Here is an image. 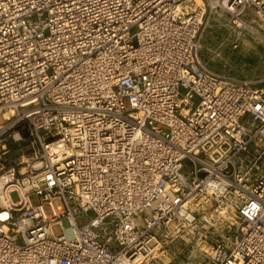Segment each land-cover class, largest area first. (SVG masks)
Listing matches in <instances>:
<instances>
[{
    "label": "built area",
    "instance_id": "obj_1",
    "mask_svg": "<svg viewBox=\"0 0 264 264\" xmlns=\"http://www.w3.org/2000/svg\"><path fill=\"white\" fill-rule=\"evenodd\" d=\"M246 5L264 14L0 0V264H165L168 243L200 245L225 215L246 230L200 264H264V79L199 52L211 9Z\"/></svg>",
    "mask_w": 264,
    "mask_h": 264
},
{
    "label": "rangeland",
    "instance_id": "obj_2",
    "mask_svg": "<svg viewBox=\"0 0 264 264\" xmlns=\"http://www.w3.org/2000/svg\"><path fill=\"white\" fill-rule=\"evenodd\" d=\"M219 15L223 18L218 17ZM253 16H255L254 12H247L242 15V18L248 21ZM261 24L264 25V22ZM230 25L231 19L220 11L206 18L202 29L201 57L207 60L214 70L229 76L246 79L264 77V31H260L258 26L253 24L252 28L256 33L250 35L244 31L242 35H238L229 28ZM246 36L252 42L251 47L243 45ZM254 37L257 39L263 37V40L254 41ZM234 45L237 46L236 49H233ZM10 199L16 203L19 196L13 192L10 194ZM236 219L240 218L234 215H225L214 228L210 229L200 245L191 243V240L168 243L164 250L162 262L165 264H200L202 258L199 249L205 250L219 243L227 246L232 244L227 240V236L234 228L233 223ZM52 233L54 236L62 234L61 228L54 226ZM67 237L73 238L71 231L67 232Z\"/></svg>",
    "mask_w": 264,
    "mask_h": 264
},
{
    "label": "bare ground",
    "instance_id": "obj_3",
    "mask_svg": "<svg viewBox=\"0 0 264 264\" xmlns=\"http://www.w3.org/2000/svg\"><path fill=\"white\" fill-rule=\"evenodd\" d=\"M195 1L198 4L201 3V0H195ZM218 11L225 14L226 16H228L231 19V25L229 26V28L238 35H240V34L242 35V33L244 31H247L250 35H253L254 33H256L254 31V29L252 28L253 24L258 26V29L260 31H264V25L261 24L262 22H264V14L261 11H259L258 9L254 8L250 5H246V6L242 7L241 9H239L236 12L235 16H232L222 6H214L211 9V11L209 12L207 17L209 18L210 16L217 13ZM247 12H249V13L254 12L255 16H253L251 20L245 21V20H243L242 15L244 13H247ZM218 17L223 18V16H221V15H219ZM223 21H225V19H223ZM226 27H228V26H226ZM247 36L243 40V45L251 47L252 42L250 41V39ZM260 39L263 40V37ZM260 39H257L255 37L253 38L254 41H258ZM236 48H237V46L234 45L233 49H236ZM201 50H202V32L199 36V52H201ZM200 57H201V55H200ZM201 59L206 63V65L209 69L214 70V68L209 65V62L207 60L203 59L202 57H201ZM218 72L223 76L233 78L236 80L257 81V80L264 79V77L255 78V79H246V78L229 76V75L221 73L220 71H218ZM233 224H234V228L231 229V233H230V235L227 236V240H229L232 244H235L238 241V239L240 238V236L242 235V233L246 230V226H245V223L241 219H236Z\"/></svg>",
    "mask_w": 264,
    "mask_h": 264
}]
</instances>
